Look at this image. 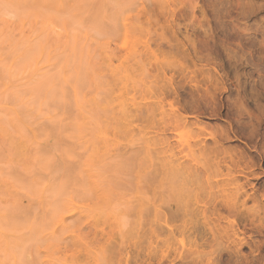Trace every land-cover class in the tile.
Returning a JSON list of instances; mask_svg holds the SVG:
<instances>
[{
    "label": "rangeland",
    "instance_id": "1",
    "mask_svg": "<svg viewBox=\"0 0 264 264\" xmlns=\"http://www.w3.org/2000/svg\"><path fill=\"white\" fill-rule=\"evenodd\" d=\"M0 264H264V0H0Z\"/></svg>",
    "mask_w": 264,
    "mask_h": 264
}]
</instances>
